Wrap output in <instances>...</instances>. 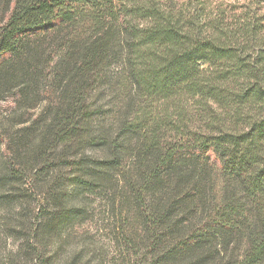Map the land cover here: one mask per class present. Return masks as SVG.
Wrapping results in <instances>:
<instances>
[{"label":"trees","instance_id":"trees-1","mask_svg":"<svg viewBox=\"0 0 264 264\" xmlns=\"http://www.w3.org/2000/svg\"><path fill=\"white\" fill-rule=\"evenodd\" d=\"M260 8L237 13L213 11L205 1L0 0V104L12 98L30 110L49 102L17 136L42 137L37 152L27 158L19 146L7 147L0 196L3 186L16 187L25 177L35 184L38 171L50 166L72 168L71 181L90 192L118 177L122 198L132 200L146 233L152 264H204V251L242 236L247 243L235 264H264ZM115 65L119 106L106 110L92 90ZM8 137L0 130V140ZM62 209L46 210L38 231L83 215L80 207Z\"/></svg>","mask_w":264,"mask_h":264},{"label":"rangeland","instance_id":"rangeland-1","mask_svg":"<svg viewBox=\"0 0 264 264\" xmlns=\"http://www.w3.org/2000/svg\"><path fill=\"white\" fill-rule=\"evenodd\" d=\"M177 1L180 5L191 6L205 1L213 11L228 8L237 13L244 6L253 12L260 5L261 8L256 12L264 13V0ZM120 72L119 66H112L94 83L93 99L106 110H118V92L112 86ZM130 92L128 99H134L133 92ZM132 101L138 106L139 99ZM48 103L42 100L30 110H25L23 107H16L12 98L1 102L0 130H5L9 137L0 140V171L4 166L5 155L10 152L7 149L10 143L19 146V152L25 157L28 156L27 158L37 152L42 137L17 136L23 127L39 120ZM190 109L193 110L194 106ZM22 118L25 120H21ZM112 121L113 117L110 116L103 123L109 126ZM92 122L96 126L98 119ZM88 152L99 154L90 150ZM49 168L44 172L38 171L39 179L35 184H32L29 177H25L16 187L1 188L0 264H152V256L147 258L145 255L148 251L146 233L135 218L132 200L122 198L124 190L118 177H112L104 188L90 192L71 181L72 168ZM214 180V190L220 195L221 178L217 174ZM12 193L18 197L15 202L8 204L1 199ZM60 207H80L83 215L73 218L67 225H56L50 232H43V229L38 231L40 222L45 221L46 210L49 213L63 210ZM197 218L198 215H195L192 223ZM246 243V237L242 236L223 245H213L204 251V264H235Z\"/></svg>","mask_w":264,"mask_h":264}]
</instances>
